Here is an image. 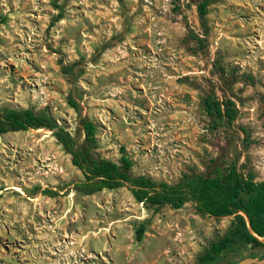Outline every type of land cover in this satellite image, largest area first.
I'll use <instances>...</instances> for the list:
<instances>
[{
  "label": "rangeland",
  "instance_id": "1",
  "mask_svg": "<svg viewBox=\"0 0 264 264\" xmlns=\"http://www.w3.org/2000/svg\"><path fill=\"white\" fill-rule=\"evenodd\" d=\"M204 1L0 0V108L46 113L79 146L88 118L96 157L159 183L223 162L264 180V0H208L201 18ZM209 96L236 103L232 126L214 129ZM82 179L52 131L0 137V264H203L230 230L126 187L82 195ZM210 264H264V249Z\"/></svg>",
  "mask_w": 264,
  "mask_h": 264
},
{
  "label": "trees",
  "instance_id": "2",
  "mask_svg": "<svg viewBox=\"0 0 264 264\" xmlns=\"http://www.w3.org/2000/svg\"><path fill=\"white\" fill-rule=\"evenodd\" d=\"M208 0L199 6V15L207 13ZM3 20L0 19V25ZM78 113L80 106L70 100ZM206 111L214 119V129L232 126L238 115L233 101H220L214 96L205 99ZM46 129L72 157L83 179L74 183V189L90 196L104 190L126 187L135 201L155 210L170 207L182 209L193 204L197 213L214 218L233 217L228 234L211 246L202 258L203 264L219 260L224 254L232 253L241 246L252 250L264 249V180L256 181L254 175L243 176L234 163H219L212 174L185 176L182 181L171 185L157 182L145 175L131 173L132 161L122 156L120 164L96 157V126L88 118L80 119V129L85 142L79 146L76 139L65 128L46 113H34L29 109L0 108V137L8 133ZM145 232L142 225L137 230L140 241Z\"/></svg>",
  "mask_w": 264,
  "mask_h": 264
}]
</instances>
